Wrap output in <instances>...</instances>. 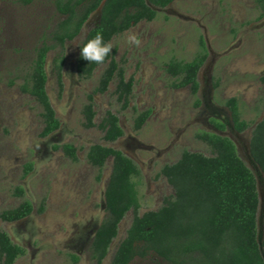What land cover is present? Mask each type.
<instances>
[{
  "label": "rangeland",
  "instance_id": "obj_1",
  "mask_svg": "<svg viewBox=\"0 0 264 264\" xmlns=\"http://www.w3.org/2000/svg\"><path fill=\"white\" fill-rule=\"evenodd\" d=\"M156 10L153 21L140 22L112 40L115 60L123 67L125 78L132 77L133 90L125 109L114 95L116 81L104 94H94V128L83 127L82 108L86 96L94 93L104 66L90 79L81 80L75 63L82 40L99 22L100 10L65 45L62 90L52 70L57 51L48 54L46 91L60 128L42 138L41 109L21 87L30 73L35 50L43 41L50 44L47 40L62 16L54 0H0V212L17 207L23 200L33 208L21 221L0 220V231L25 250L14 264H97L90 246L106 217L104 191L112 159L101 172L92 167L86 154L93 145L119 150L138 166V214L142 215L158 210L164 199L173 195L166 179L158 176L161 167L176 162L184 150L212 155L197 134L231 139L257 181V225L259 235L263 234L264 181L249 155V141L254 126L264 117V87L259 80L264 75V18L256 20L255 0H176ZM129 36L135 40L129 41ZM200 39L207 58L199 71V105L195 106L190 89L172 88L173 79L165 69L172 59L192 60L201 51ZM230 98L238 100L241 118L249 123L242 133L234 130L225 105ZM146 110L151 114L136 132L133 120ZM107 111L118 117L123 130V136L113 143L104 141L97 128ZM213 120L225 128L218 129ZM65 144L76 148V162L60 148H53ZM29 163L32 170L24 175ZM17 187L24 190L23 198L14 195ZM132 219L129 211L101 264L111 263ZM72 256L78 257L76 263ZM130 264L167 263L150 255Z\"/></svg>",
  "mask_w": 264,
  "mask_h": 264
},
{
  "label": "trees",
  "instance_id": "obj_2",
  "mask_svg": "<svg viewBox=\"0 0 264 264\" xmlns=\"http://www.w3.org/2000/svg\"><path fill=\"white\" fill-rule=\"evenodd\" d=\"M176 0H54L57 13L62 19L49 36L35 50L29 75L21 87L22 92L31 96L41 109L43 128L40 133L46 138L60 128L46 91L47 56L57 51L52 60V70L59 89L62 90V69L65 62V45L81 32L91 15L100 10L98 24L82 40L102 33L104 40L114 38L128 31L140 22H151L157 17L156 9H164ZM258 9L256 20L264 18V0H255ZM201 51L190 61L170 60L166 73L173 79L171 87H188L196 98L199 91L198 75L207 54L203 39ZM116 49L112 48L102 64L90 63L76 58V73L79 79H90L95 70L104 69L93 94L86 96L82 108L83 127L91 129L94 123V94H104L109 85L116 81L114 95L122 108H126L133 90V79L125 78V71L115 60ZM264 87V75L259 78ZM264 109V94L261 99ZM199 100L195 99V106ZM236 132L242 133L249 123L241 118L238 100L230 98L225 102ZM151 114L150 110L138 112L133 120V129L141 130ZM220 130L225 126L213 120ZM97 128L103 132V139L113 143L123 136L118 117L105 112ZM197 139L205 143L211 156L184 150L180 158L161 167L159 177H164L173 189V195L164 199L156 211L138 214L140 208L137 182L140 177L138 166L121 151L102 145L91 146L86 154L87 162L100 172L108 159L112 169L104 191L106 217L96 229L90 246L91 257L101 264L106 258L113 240L118 235L119 224L129 211L133 219L124 238L119 242L110 264H130L136 258L145 259L155 255L167 264H264V228L260 236L257 225L259 196L257 181L251 170L237 153L233 141L227 137L202 132ZM61 149L72 162L77 161V150L71 144ZM249 155L259 168L264 181V117L254 126L250 141ZM32 170L31 163L24 167V175ZM100 180V174L97 181ZM14 195L24 197L21 187L15 188ZM42 207H40V211ZM28 200L17 207L0 212V220L7 223L21 221L32 214ZM264 227V217H263ZM260 239V241H259ZM260 242V244H259ZM25 254L10 236L0 231V264H14ZM78 261L77 256H72Z\"/></svg>",
  "mask_w": 264,
  "mask_h": 264
},
{
  "label": "clouds",
  "instance_id": "obj_3",
  "mask_svg": "<svg viewBox=\"0 0 264 264\" xmlns=\"http://www.w3.org/2000/svg\"><path fill=\"white\" fill-rule=\"evenodd\" d=\"M128 40L134 41L135 37L129 36ZM79 49L80 57L83 60L89 61L90 63L102 64L109 56L112 50V44L104 40L102 33L97 32L93 37L80 45Z\"/></svg>",
  "mask_w": 264,
  "mask_h": 264
},
{
  "label": "water",
  "instance_id": "obj_4",
  "mask_svg": "<svg viewBox=\"0 0 264 264\" xmlns=\"http://www.w3.org/2000/svg\"><path fill=\"white\" fill-rule=\"evenodd\" d=\"M259 244H260V242H259Z\"/></svg>",
  "mask_w": 264,
  "mask_h": 264
}]
</instances>
